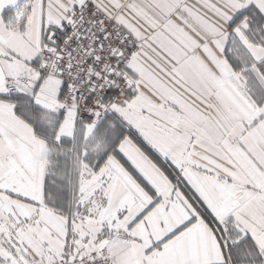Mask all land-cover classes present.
Returning <instances> with one entry per match:
<instances>
[{"label": "snow or ice", "instance_id": "obj_1", "mask_svg": "<svg viewBox=\"0 0 264 264\" xmlns=\"http://www.w3.org/2000/svg\"><path fill=\"white\" fill-rule=\"evenodd\" d=\"M0 264H264V0H0Z\"/></svg>", "mask_w": 264, "mask_h": 264}]
</instances>
